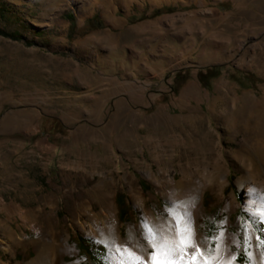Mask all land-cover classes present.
<instances>
[{"label":"rangeland","instance_id":"1","mask_svg":"<svg viewBox=\"0 0 264 264\" xmlns=\"http://www.w3.org/2000/svg\"><path fill=\"white\" fill-rule=\"evenodd\" d=\"M0 29L22 36L0 35V264H109L118 233L147 252L145 222L192 203L207 254L230 230L253 264L264 0H0Z\"/></svg>","mask_w":264,"mask_h":264},{"label":"snow or ice","instance_id":"2","mask_svg":"<svg viewBox=\"0 0 264 264\" xmlns=\"http://www.w3.org/2000/svg\"><path fill=\"white\" fill-rule=\"evenodd\" d=\"M169 215L172 218L171 227L176 230L175 236L178 240L164 235L162 229L145 222L143 236L152 249L147 254V259L114 244L113 250L117 254L116 264H184V261L192 264L198 257L208 264L210 256H203L202 250L195 241L191 214L174 208ZM220 239H223V232L220 233ZM216 250L219 252V244Z\"/></svg>","mask_w":264,"mask_h":264},{"label":"bare ground","instance_id":"3","mask_svg":"<svg viewBox=\"0 0 264 264\" xmlns=\"http://www.w3.org/2000/svg\"><path fill=\"white\" fill-rule=\"evenodd\" d=\"M192 91L193 90H191V92ZM201 206L202 205H198V204H195V206H193V203H192V205L188 206V208L185 209L184 212L191 214L192 230L194 233L195 241L198 247L202 250L203 256L209 257V255L206 252V249L204 246L205 244L203 243L201 233L199 232V225L197 224V219L201 211ZM252 207L254 209L255 214L262 217L264 221V194L262 193L261 190L256 193L253 199ZM153 222H154L153 219L149 220L150 225H152ZM171 225H172V220H169L168 222H166L165 227L167 229V233H165V235H171L170 238H176L178 240V237L175 236L176 230L172 228ZM117 228H118L117 221H115L114 219H110L108 221L107 230L105 231V233H110L111 231ZM93 233H95L94 230L89 231V235ZM115 240H116L115 241L116 246L125 248L127 250L134 251L137 255L144 256L145 259H147V254L152 251V249L148 247L146 250L147 252H143L141 250L139 241H136L134 243H129L123 239V236L120 233H118L117 239ZM238 240H240L239 234L232 233L230 230L227 231V234H223V244H222L223 248H222V254L220 255L221 259L216 260L217 256H215V258L210 256V260L208 264H236V261L238 259V253H235L232 251V245L236 243ZM253 249H254L253 264H264V248L258 246L257 244H254ZM109 261H110L109 264H116V261H117V254L114 252L113 248L111 249V252H110ZM184 264H188V262L184 261ZM192 264H205V261L202 258L198 257L197 261H193Z\"/></svg>","mask_w":264,"mask_h":264},{"label":"trees","instance_id":"4","mask_svg":"<svg viewBox=\"0 0 264 264\" xmlns=\"http://www.w3.org/2000/svg\"><path fill=\"white\" fill-rule=\"evenodd\" d=\"M160 10L161 9L154 11L153 15L154 16H157L160 13H162V11H160ZM166 10L167 11H170L171 8H167ZM102 27H103V23L102 22H99L97 17H94L92 19H89L86 22V24L84 26V29L80 33V36H83V35H85L88 32L94 31L96 29H100ZM71 29L72 30L75 29V25L74 24L71 26ZM72 30H71V32H72ZM0 35H2L4 37H9V38H12V39H15V40H19L22 37L21 35H19L17 33H9V32H7L5 30H2V29H0ZM69 39L70 40H73L74 37L73 36H70ZM220 69H221V67L216 66V67H213V68L208 69L204 74L203 73H200L199 74V81H200V83L202 84V86L204 88H207V89H210L211 88L212 81L214 79H216L217 77H219V75H220ZM185 79H184V81H185ZM173 93H174V95H177L178 94V89H174L173 90ZM118 203L120 204L119 199H118ZM121 216L123 217V212H121ZM81 242L84 243L85 242V239H81Z\"/></svg>","mask_w":264,"mask_h":264}]
</instances>
